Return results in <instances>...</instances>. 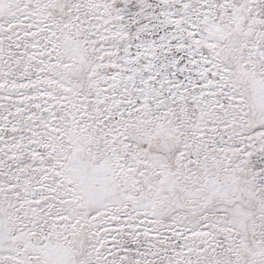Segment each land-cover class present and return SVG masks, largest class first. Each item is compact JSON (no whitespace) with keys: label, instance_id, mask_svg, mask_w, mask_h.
Returning <instances> with one entry per match:
<instances>
[{"label":"snow or ice","instance_id":"6c2138e0","mask_svg":"<svg viewBox=\"0 0 264 264\" xmlns=\"http://www.w3.org/2000/svg\"><path fill=\"white\" fill-rule=\"evenodd\" d=\"M0 264H264V0H0Z\"/></svg>","mask_w":264,"mask_h":264}]
</instances>
